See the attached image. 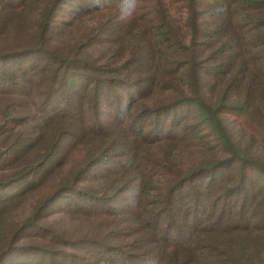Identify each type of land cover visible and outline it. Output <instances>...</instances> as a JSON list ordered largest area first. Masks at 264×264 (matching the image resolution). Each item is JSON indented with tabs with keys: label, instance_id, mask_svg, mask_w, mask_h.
I'll use <instances>...</instances> for the list:
<instances>
[{
	"label": "trees",
	"instance_id": "obj_1",
	"mask_svg": "<svg viewBox=\"0 0 264 264\" xmlns=\"http://www.w3.org/2000/svg\"><path fill=\"white\" fill-rule=\"evenodd\" d=\"M0 264H264V0H0Z\"/></svg>",
	"mask_w": 264,
	"mask_h": 264
},
{
	"label": "rangeland",
	"instance_id": "obj_2",
	"mask_svg": "<svg viewBox=\"0 0 264 264\" xmlns=\"http://www.w3.org/2000/svg\"><path fill=\"white\" fill-rule=\"evenodd\" d=\"M182 191H184V190H182ZM181 191V192H182ZM66 198L65 197H59L57 200H56V202H58V203H66ZM24 256H21V258H23Z\"/></svg>",
	"mask_w": 264,
	"mask_h": 264
}]
</instances>
